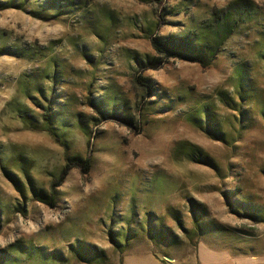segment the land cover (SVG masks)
Wrapping results in <instances>:
<instances>
[{"label": "rangeland", "instance_id": "obj_1", "mask_svg": "<svg viewBox=\"0 0 264 264\" xmlns=\"http://www.w3.org/2000/svg\"><path fill=\"white\" fill-rule=\"evenodd\" d=\"M231 1L0 0L1 264L264 254V0L208 68L151 46Z\"/></svg>", "mask_w": 264, "mask_h": 264}, {"label": "trees", "instance_id": "obj_2", "mask_svg": "<svg viewBox=\"0 0 264 264\" xmlns=\"http://www.w3.org/2000/svg\"><path fill=\"white\" fill-rule=\"evenodd\" d=\"M256 11L257 9L251 0H234L223 8H213L207 19L203 20L200 25L189 26L187 30L181 32L179 35L152 38L151 46L159 55L167 54L172 58L189 61L200 65L202 68H208L214 64L218 56L223 52L227 41L244 26L245 23L254 18ZM178 14L179 12L176 13V15ZM2 52L4 53L0 54H6L7 51L3 50ZM147 61L148 66H154L153 61H149L148 59ZM136 80L142 92L140 100H142L144 94L150 97L154 95L155 88L147 83V80H144L142 77H137ZM243 89L244 77L241 75L238 85L239 98ZM141 110H145L146 114H149L150 107H144ZM202 114L208 124V113L206 108L202 110ZM45 117V121L47 122L46 130H48L51 135L57 137V134L53 133L51 128L48 127L50 126L49 116L45 115ZM59 142L63 144V140ZM186 154L188 158L196 157V152L193 150H187ZM82 162L85 172H88L90 170V160L86 159ZM59 186L60 183L53 186L49 193L46 194L44 191L37 190L33 185H30V194L35 201L48 208H54L56 204L55 189ZM195 229L203 231L201 225L197 222ZM160 234L163 233L161 232ZM194 236H197V233Z\"/></svg>", "mask_w": 264, "mask_h": 264}, {"label": "crops", "instance_id": "obj_3", "mask_svg": "<svg viewBox=\"0 0 264 264\" xmlns=\"http://www.w3.org/2000/svg\"><path fill=\"white\" fill-rule=\"evenodd\" d=\"M260 256H262L260 262ZM152 259L163 262L160 259ZM169 263L178 264H264V254L259 251L251 254L235 253L227 250H218L210 247L205 242H199L196 252L190 259H170Z\"/></svg>", "mask_w": 264, "mask_h": 264}]
</instances>
